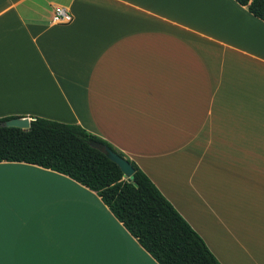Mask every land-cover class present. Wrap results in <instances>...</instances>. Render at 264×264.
<instances>
[{
    "label": "crops",
    "instance_id": "crops-1",
    "mask_svg": "<svg viewBox=\"0 0 264 264\" xmlns=\"http://www.w3.org/2000/svg\"><path fill=\"white\" fill-rule=\"evenodd\" d=\"M55 6L72 20L53 22ZM10 115L79 124L105 139L221 264H264V20L245 5L0 0V117ZM0 169L6 189L32 182L35 200L21 215L6 198L5 261L159 264L95 191L36 164L1 160ZM72 218L106 228L121 251L60 232L56 222Z\"/></svg>",
    "mask_w": 264,
    "mask_h": 264
},
{
    "label": "trees",
    "instance_id": "trees-1",
    "mask_svg": "<svg viewBox=\"0 0 264 264\" xmlns=\"http://www.w3.org/2000/svg\"><path fill=\"white\" fill-rule=\"evenodd\" d=\"M264 20V0H236ZM0 161H22L64 174L100 196L115 218L159 264H221L199 233L162 194L147 174L105 139L75 123L31 116L28 129L1 122ZM97 141L125 157L133 180L105 153Z\"/></svg>",
    "mask_w": 264,
    "mask_h": 264
},
{
    "label": "snow or ice",
    "instance_id": "snow-or-ice-1",
    "mask_svg": "<svg viewBox=\"0 0 264 264\" xmlns=\"http://www.w3.org/2000/svg\"><path fill=\"white\" fill-rule=\"evenodd\" d=\"M58 179V178H56ZM52 190L61 195L72 196L74 193L61 190L53 186ZM7 193V195H6ZM16 209L21 215H26L32 210L35 204L33 196L32 182L17 178L15 183L9 182L6 189V180L3 170L0 169V264H66V262H40V261H5L6 242L11 243L12 237L6 238L5 234V204ZM60 232L71 235L75 240H83L92 248H101L109 252L118 253L121 251L119 241L103 226H97L94 222H89L86 218H72L62 222H56ZM124 255H134L124 252ZM67 264H146L144 261L136 259H120L112 261H77L67 262Z\"/></svg>",
    "mask_w": 264,
    "mask_h": 264
},
{
    "label": "water",
    "instance_id": "water-1",
    "mask_svg": "<svg viewBox=\"0 0 264 264\" xmlns=\"http://www.w3.org/2000/svg\"><path fill=\"white\" fill-rule=\"evenodd\" d=\"M30 120L31 117L29 118L27 116L13 117L2 121L1 125L28 129L30 126ZM91 145L105 153L111 161L116 163L121 169L124 177H126L128 180H133L134 168L125 157L119 155L106 144L97 141H91Z\"/></svg>",
    "mask_w": 264,
    "mask_h": 264
},
{
    "label": "built area",
    "instance_id": "built-area-1",
    "mask_svg": "<svg viewBox=\"0 0 264 264\" xmlns=\"http://www.w3.org/2000/svg\"><path fill=\"white\" fill-rule=\"evenodd\" d=\"M51 19L55 23H68L72 20V15L65 7L55 6Z\"/></svg>",
    "mask_w": 264,
    "mask_h": 264
},
{
    "label": "bare ground",
    "instance_id": "bare-ground-1",
    "mask_svg": "<svg viewBox=\"0 0 264 264\" xmlns=\"http://www.w3.org/2000/svg\"><path fill=\"white\" fill-rule=\"evenodd\" d=\"M18 91H19V93L21 92V90H18ZM18 91H16V94L18 93ZM19 93H18V94H19ZM21 95H22V94H21Z\"/></svg>",
    "mask_w": 264,
    "mask_h": 264
}]
</instances>
